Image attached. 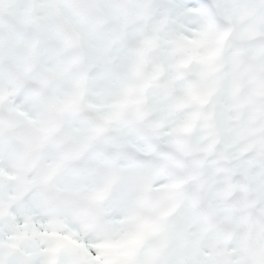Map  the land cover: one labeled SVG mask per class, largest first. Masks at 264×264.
I'll return each instance as SVG.
<instances>
[{"label": "clouds", "instance_id": "9594fccd", "mask_svg": "<svg viewBox=\"0 0 264 264\" xmlns=\"http://www.w3.org/2000/svg\"><path fill=\"white\" fill-rule=\"evenodd\" d=\"M0 264H264V0H0Z\"/></svg>", "mask_w": 264, "mask_h": 264}]
</instances>
